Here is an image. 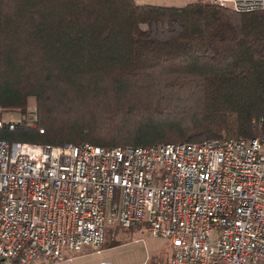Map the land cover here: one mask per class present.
Wrapping results in <instances>:
<instances>
[{
    "label": "trees",
    "instance_id": "trees-1",
    "mask_svg": "<svg viewBox=\"0 0 264 264\" xmlns=\"http://www.w3.org/2000/svg\"><path fill=\"white\" fill-rule=\"evenodd\" d=\"M31 97L35 125L3 121L0 138L110 147L255 137L264 9L0 0V119L27 112ZM120 227L106 231L105 248L124 242Z\"/></svg>",
    "mask_w": 264,
    "mask_h": 264
},
{
    "label": "built area",
    "instance_id": "built-area-1",
    "mask_svg": "<svg viewBox=\"0 0 264 264\" xmlns=\"http://www.w3.org/2000/svg\"><path fill=\"white\" fill-rule=\"evenodd\" d=\"M211 2L264 9V0ZM260 130L110 147L0 138V259H72L100 252L109 228L145 223L174 248L170 263L147 264H264V122Z\"/></svg>",
    "mask_w": 264,
    "mask_h": 264
},
{
    "label": "rangeland",
    "instance_id": "rangeland-1",
    "mask_svg": "<svg viewBox=\"0 0 264 264\" xmlns=\"http://www.w3.org/2000/svg\"><path fill=\"white\" fill-rule=\"evenodd\" d=\"M138 3L175 4L183 5L197 0H136ZM188 1V2H186ZM204 1V0H199ZM211 2V0H207ZM212 3V2H211ZM36 101L31 97L27 112L22 113L17 108L6 109L2 112L0 120H20L23 117L29 119L28 123L35 125L34 113ZM124 242L112 247L102 246L100 252L87 250L86 254H73L74 258L59 261L39 260L31 264H96L100 261H108L109 264H147L160 259L170 263L173 255V244L169 238L153 236L145 223H139L134 227H120L115 235ZM0 264H7L6 260H0Z\"/></svg>",
    "mask_w": 264,
    "mask_h": 264
},
{
    "label": "crops",
    "instance_id": "crops-1",
    "mask_svg": "<svg viewBox=\"0 0 264 264\" xmlns=\"http://www.w3.org/2000/svg\"><path fill=\"white\" fill-rule=\"evenodd\" d=\"M197 1H199V0H197ZM186 2H188V1H186Z\"/></svg>",
    "mask_w": 264,
    "mask_h": 264
}]
</instances>
